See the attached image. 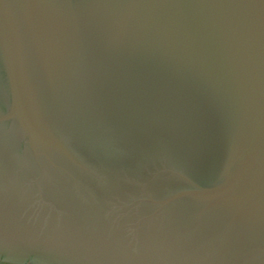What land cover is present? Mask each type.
<instances>
[{"label": "water", "instance_id": "1", "mask_svg": "<svg viewBox=\"0 0 264 264\" xmlns=\"http://www.w3.org/2000/svg\"><path fill=\"white\" fill-rule=\"evenodd\" d=\"M0 260L264 264V0H0Z\"/></svg>", "mask_w": 264, "mask_h": 264}, {"label": "trees", "instance_id": "2", "mask_svg": "<svg viewBox=\"0 0 264 264\" xmlns=\"http://www.w3.org/2000/svg\"><path fill=\"white\" fill-rule=\"evenodd\" d=\"M0 263H6V264H15V263H11V262H6V261H2V260H0ZM28 264H30V263H28Z\"/></svg>", "mask_w": 264, "mask_h": 264}, {"label": "rangeland", "instance_id": "3", "mask_svg": "<svg viewBox=\"0 0 264 264\" xmlns=\"http://www.w3.org/2000/svg\"><path fill=\"white\" fill-rule=\"evenodd\" d=\"M0 264H4V263H0ZM6 264V263H5Z\"/></svg>", "mask_w": 264, "mask_h": 264}]
</instances>
